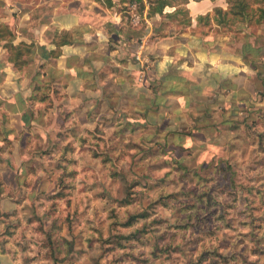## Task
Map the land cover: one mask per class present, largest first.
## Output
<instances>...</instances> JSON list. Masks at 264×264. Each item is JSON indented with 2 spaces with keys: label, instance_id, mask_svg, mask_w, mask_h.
<instances>
[{
  "label": "crops",
  "instance_id": "obj_1",
  "mask_svg": "<svg viewBox=\"0 0 264 264\" xmlns=\"http://www.w3.org/2000/svg\"><path fill=\"white\" fill-rule=\"evenodd\" d=\"M142 1L139 12L135 0H0V25L13 33L0 40V264L22 260L7 230L69 198L66 188L99 160L85 157L90 142L130 151L127 164L148 182L165 167L241 166L261 145L264 45L253 42L262 51L247 57L244 41L219 28L214 8L228 1L171 0L151 16L161 0ZM208 13L206 29L198 17ZM11 43L30 45L22 67ZM59 250L45 258L80 254Z\"/></svg>",
  "mask_w": 264,
  "mask_h": 264
},
{
  "label": "rangeland",
  "instance_id": "obj_2",
  "mask_svg": "<svg viewBox=\"0 0 264 264\" xmlns=\"http://www.w3.org/2000/svg\"><path fill=\"white\" fill-rule=\"evenodd\" d=\"M184 19L177 18L187 28ZM224 31L233 42L264 45V24ZM101 140L90 142L95 146L85 153L99 160L84 166L75 187L62 186L69 198L52 199L47 213L30 215L21 228L14 223V230H7L11 233L2 239L21 257L16 264H264V135L241 166L219 163L216 170L179 172L165 167L151 182L143 180V167L127 164L130 151ZM131 215L136 221L124 226ZM133 232L132 238L122 236ZM50 237L58 256L59 249L69 248L64 237L80 254L66 263L49 258Z\"/></svg>",
  "mask_w": 264,
  "mask_h": 264
},
{
  "label": "trees",
  "instance_id": "obj_3",
  "mask_svg": "<svg viewBox=\"0 0 264 264\" xmlns=\"http://www.w3.org/2000/svg\"><path fill=\"white\" fill-rule=\"evenodd\" d=\"M130 2L133 0H129ZM137 5L139 6V12H141L144 8V2L142 0H135ZM188 0H181L182 3L187 2ZM229 7L228 10H223L220 7L214 8V21L221 30H229L230 26L234 29L236 25L240 24H264V0H227ZM111 2V1H110ZM166 2H171V0H161L157 5H150L148 15L151 16L157 12H162L163 7L165 6ZM175 15L180 14L185 16L183 20L184 23H190V19L188 17L187 9L183 7H179L175 10ZM199 22L206 21V24L210 22L211 15L208 13L206 15H202L198 17ZM4 38H13V33L6 25H0V40ZM11 49V56L10 60L16 62L17 66L22 67L26 63L24 56L30 53V45L20 44L14 46L12 43L10 44ZM243 53L245 56L253 57L254 55L260 54L262 48L260 46L255 45L250 40H245L242 45ZM264 65V61H262ZM137 216L131 215L128 221L122 223L124 226H132L134 221H136ZM133 233H128V235L124 234L123 237L132 238L134 236ZM49 242H52V237L48 238ZM73 243L70 242L69 244V252L72 251ZM49 253L53 256L56 253L57 248L51 243L50 247L48 248Z\"/></svg>",
  "mask_w": 264,
  "mask_h": 264
}]
</instances>
